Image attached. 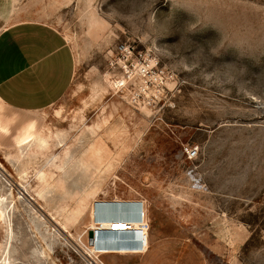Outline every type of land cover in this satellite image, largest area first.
<instances>
[{
	"label": "rangeland",
	"instance_id": "374dc122",
	"mask_svg": "<svg viewBox=\"0 0 264 264\" xmlns=\"http://www.w3.org/2000/svg\"><path fill=\"white\" fill-rule=\"evenodd\" d=\"M18 19L76 70L41 110L0 105V264H264V0H0ZM115 200L144 253L86 247Z\"/></svg>",
	"mask_w": 264,
	"mask_h": 264
},
{
	"label": "crops",
	"instance_id": "0c3cea01",
	"mask_svg": "<svg viewBox=\"0 0 264 264\" xmlns=\"http://www.w3.org/2000/svg\"><path fill=\"white\" fill-rule=\"evenodd\" d=\"M75 70V55L67 39L47 22L18 19L0 30V105L4 108L17 113L32 112L59 101L68 91ZM113 202L109 203L130 211L111 212L104 207L105 211H101L97 218L115 220L116 215L139 217V221L134 220L138 227L125 232H99L102 242H98L100 249L97 252L144 253L148 247V236L141 203Z\"/></svg>",
	"mask_w": 264,
	"mask_h": 264
},
{
	"label": "bare ground",
	"instance_id": "6f19581e",
	"mask_svg": "<svg viewBox=\"0 0 264 264\" xmlns=\"http://www.w3.org/2000/svg\"><path fill=\"white\" fill-rule=\"evenodd\" d=\"M116 201V200H115ZM117 202V201H116ZM114 203V202H113ZM113 203H109L108 204H103V206L105 208H107V211H122V212H126V211H130V210H127V208L123 207V206H116L114 207V204ZM132 203V202H131ZM117 205V204H116ZM101 209V207H100ZM134 209V208H133ZM104 210V209H103ZM102 210V211H103ZM136 210V209H135ZM105 211V210H104ZM133 211V210H132ZM101 212V210H100ZM136 212V211H135ZM98 213V212H97ZM109 213V212H108ZM92 223L90 224V229H93L94 230V242L90 245H87L86 247L88 248V250L92 253H95L97 251H99L100 248H98L97 244L98 242H102L100 241L101 240V236L98 234L99 232L100 233H104V231H111V232H125V231H132V230H135L136 227H138V222L137 223H134V220L135 221H139V217H137L136 219L134 218H131V217H125V216H120V215H116V219L115 220H103V219H99V218H94V216L96 217V215L94 214V209L92 210ZM101 215V214H100ZM98 216V215H97ZM95 221V223H94ZM141 225V224H140ZM142 226V225H141ZM111 228H114V229H111ZM131 233V232H130ZM141 233V232H140ZM145 233V232H144ZM108 234V233H107ZM115 234V233H114ZM119 234V233H118ZM116 235V234H115ZM124 235V233H123ZM104 236V235H103ZM109 236V235H108ZM127 236V234H126ZM115 237V236H114ZM117 237V236H116ZM122 237V236H121ZM120 237V238H121ZM118 237V239H120ZM104 240V237L102 238ZM111 239V238H110ZM117 239V238H116ZM112 240V239H111ZM105 241H107L105 239ZM101 244V243H100ZM99 244V245H100ZM108 245V243H107ZM103 247V246H102ZM110 247V245H109ZM116 246H114L115 248ZM125 247V246H124ZM106 248V247H105ZM107 249V248H106ZM109 249V248H108Z\"/></svg>",
	"mask_w": 264,
	"mask_h": 264
},
{
	"label": "water",
	"instance_id": "95a60500",
	"mask_svg": "<svg viewBox=\"0 0 264 264\" xmlns=\"http://www.w3.org/2000/svg\"><path fill=\"white\" fill-rule=\"evenodd\" d=\"M89 242L90 244L94 242V230L93 229L89 230Z\"/></svg>",
	"mask_w": 264,
	"mask_h": 264
},
{
	"label": "built area",
	"instance_id": "2783aa9c",
	"mask_svg": "<svg viewBox=\"0 0 264 264\" xmlns=\"http://www.w3.org/2000/svg\"><path fill=\"white\" fill-rule=\"evenodd\" d=\"M187 153H188V155H193L195 152L192 149H187Z\"/></svg>",
	"mask_w": 264,
	"mask_h": 264
}]
</instances>
